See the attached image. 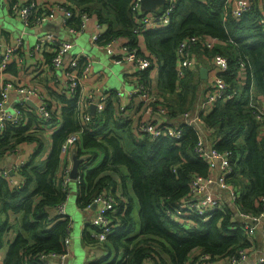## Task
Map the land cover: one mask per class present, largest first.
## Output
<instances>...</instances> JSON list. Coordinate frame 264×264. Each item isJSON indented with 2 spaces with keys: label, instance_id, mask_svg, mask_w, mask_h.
I'll list each match as a JSON object with an SVG mask.
<instances>
[{
  "label": "trees",
  "instance_id": "obj_1",
  "mask_svg": "<svg viewBox=\"0 0 264 264\" xmlns=\"http://www.w3.org/2000/svg\"><path fill=\"white\" fill-rule=\"evenodd\" d=\"M65 2L90 14L93 5H100V9L93 11L100 22L108 24L100 38L101 45L110 39L122 38L126 39L130 49L136 47L143 52L139 44L142 34L152 63L142 71L141 80L150 86L152 65L159 64L158 81L163 93L175 92L179 83L180 94L197 98L201 78L186 73L179 79L177 48L190 36L215 42L212 48L197 44L194 50L209 58L216 54L225 56L229 66L221 75L229 85V91L239 90V93L232 98L216 100L207 111L200 112L201 125L210 131L211 144L228 153L232 171L227 175V181L236 190L234 204L237 209L253 216L264 214V120L256 117L257 107L264 104L252 105L251 102L256 98L264 100V28L257 9L252 7L242 16L234 17L232 10L224 9L222 0H175L170 23L146 28L135 21L142 13L132 9L134 0ZM169 6L170 2H166L159 11ZM104 10L115 16L117 27L111 19L104 18ZM240 62L246 64L245 69H241ZM241 72L245 74L243 84ZM59 97L67 103L62 114L63 125L54 132L51 152L45 159L46 147L41 137L44 127L37 122L33 111L28 112L25 125L18 128L7 125L0 137V152L22 142L36 143L30 160L20 166L23 181L20 186L11 187L8 179L0 176V249L6 243L7 232L15 231L14 239L7 243L4 264H48L41 254L62 252L64 239L72 228L68 215L50 218L48 212L50 207L66 200L70 193L69 184L63 188L58 182L60 148L66 137L81 127L76 101ZM157 102L160 100H154L153 108ZM192 109L180 112L179 127L183 130L180 139L152 138L143 134L142 139L134 138L130 151L125 150L121 136L106 131L105 109L85 125L74 152L78 157H84L79 168L81 180L77 181L80 206L88 205L97 192L109 189L117 199L115 211L109 213L113 228L107 240L98 243L94 235L83 233L85 243L102 244L110 251L114 249L117 256L89 264H144L147 259L153 260L154 264H193L195 256L201 252L210 255L215 264H222L233 256L253 251L256 239L252 241L246 236L244 225L227 205L224 210L216 209L207 220L193 215V224L168 215V211L175 212L189 194L193 175L207 177L212 172L208 162L194 151L199 138L196 126L183 121V114L193 112ZM57 119L54 113L48 122L55 124ZM115 120L122 129H128L121 120ZM101 154L102 161L93 166ZM114 173L122 181L126 201L115 191ZM136 204L138 217L134 215ZM11 214L16 215L19 227L12 223ZM92 228L95 233L98 231L96 225L92 224Z\"/></svg>",
  "mask_w": 264,
  "mask_h": 264
},
{
  "label": "built area",
  "instance_id": "obj_2",
  "mask_svg": "<svg viewBox=\"0 0 264 264\" xmlns=\"http://www.w3.org/2000/svg\"><path fill=\"white\" fill-rule=\"evenodd\" d=\"M222 1L224 9L227 12L232 10L234 17H240L245 11L250 9V5L247 3H240L237 7H233V3L237 0ZM167 2H170V6L164 11L152 10L143 13L141 0H134L132 9L136 13H142L135 18L136 23L140 26L144 25L146 28H157L170 23V11L174 6L175 0H167ZM10 7L11 13L20 19L24 29L35 28L50 21L60 20L62 27L75 36H79L86 31L91 15L87 11L76 10V6L73 4L60 1H56L46 7L40 5L37 0L16 1ZM40 10L41 14L39 13ZM259 22L264 28V12L261 13ZM100 26L99 24L97 27L99 28ZM98 28L91 31L90 41L93 44L100 45L105 53L113 58L116 64H124L126 73H128L126 76L130 79V89H125L126 93L131 100L139 97L144 102L145 113H152V103L156 98L150 86H147L141 80L142 71L146 70L152 63L149 54L138 51L136 47L130 49L126 43H119L120 39L118 38L110 39L101 45L99 42L101 36H103V31L98 32ZM197 44L212 48L215 42L205 37L190 36L179 43L177 48V73L179 79L183 78L188 70L196 66L194 48ZM73 47L74 43L72 41L62 39L51 31L38 35L33 46L25 45L23 35L15 37L13 41L0 37V73L4 72L12 63H16L23 68L29 56H34L37 52L46 51L48 48L52 50L51 62L43 63V67L46 71L49 69L53 71L54 80L58 84L59 95L71 100L74 99L76 101L75 109L81 113L82 119L85 121V123H82V127L70 133L61 144V167L58 174V182L62 183L63 188H66L71 180H81L80 176L76 179L70 177L72 167L67 158L75 152L77 142L84 131L85 125L89 124L95 115L104 111V103L109 100L108 93L103 92L99 87H91L84 93L83 80L89 76L93 68V61L85 54H73L69 58L68 54L72 53ZM210 63L213 69V77L210 79L206 89V102L212 105L216 100L237 96L239 90L229 91V85L221 75L229 66L228 59L221 54H216L210 58ZM35 65L40 67V62ZM240 67L245 69L246 64L240 62ZM13 91L17 92L20 98L10 108L9 98ZM122 94L124 93L121 90L116 91L117 97ZM30 102H33V104ZM251 102L252 105H257L253 103V100ZM63 103L66 106L67 103ZM93 104L96 106L94 115L90 112ZM120 109H125V106H121ZM31 111L35 113L37 122L40 125L46 128H54V124L48 122L53 118L54 109L49 106L39 86L37 84L19 83L13 79H5L0 85V137L7 125L15 128L25 125L28 121V112ZM256 117L259 120H264V106L257 107ZM201 120L199 110L183 114V121L188 125L198 126ZM137 129L138 133L147 134L152 138L167 136L180 139L183 136V130L179 125L157 126L149 120L141 121ZM198 136L194 151L199 158L208 162L212 167V172L207 177L199 174L193 175L189 183V194L179 203L175 212L168 211L169 216L179 218L186 224H193L194 219L192 216L195 214L201 216L204 220L209 219L216 209H225V200L230 199L234 203L237 198L236 190L227 181V175L232 171L228 153L218 150L202 134H198ZM19 167L14 166L11 170H1L0 176L11 177L14 182L15 179L11 174L19 171ZM221 191H225L227 195H222ZM68 198L69 194L66 200L56 206L59 216L67 215L66 205ZM116 205V196L109 189L97 192L90 203L85 206V209L88 210L95 208L93 223L98 227V231L94 233V236L98 243L105 242L112 232L113 225L112 220L109 219V213L115 211ZM237 217L245 227L246 236L254 241L257 238L259 224L264 223V214L253 216L238 210ZM71 239L70 230L64 239L62 252L43 253L41 258L44 261H48V264H68ZM250 254L243 252L239 257L233 256L228 260H224L222 264H246ZM144 264H154V261L147 259ZM193 264L215 263L210 255L201 252L195 256ZM255 264H264V257H257Z\"/></svg>",
  "mask_w": 264,
  "mask_h": 264
},
{
  "label": "crops",
  "instance_id": "obj_3",
  "mask_svg": "<svg viewBox=\"0 0 264 264\" xmlns=\"http://www.w3.org/2000/svg\"><path fill=\"white\" fill-rule=\"evenodd\" d=\"M16 1H26V0H0V11L10 18L17 20V16L11 13V4ZM60 1L65 2L67 0H37V2L43 7L49 6L50 4ZM240 3H247L250 5V9L252 7L256 8L259 12V15L264 12V0H237L233 3V7H237ZM163 6H159L155 10H161ZM99 4L93 5L92 13L90 15V19L88 21L86 31L79 36L71 35L68 33L61 25L60 20L50 21L49 26L46 24H42L41 26H37L35 28H27L32 33H27L22 26L21 32L20 27L16 26L15 28H10L6 24H2L0 20V37L7 40H14L15 37L22 36L25 40V45L33 46L37 40L38 35L44 34L46 31H51L55 33L58 37L62 39H66L72 41L74 43V47L72 49V53L68 54V57H72L73 54H85L90 57L93 61V68L90 71V74L87 78L83 80V90L86 93L91 87H99L103 92L108 93L109 100L104 103L105 112L103 113V119L108 126L106 131L111 132L112 134H116L122 137L124 148L126 151H130L133 147L134 138L142 139L144 137L142 134L138 133V124L141 121L149 120L152 121L157 126L162 125H179L181 122V114L183 109L194 108L193 112L199 110V113L202 111H207L211 105L206 102V88L210 83V79L213 77V69L210 63V58L206 57L202 52H198L194 50V61L196 66L193 69L187 71L188 73H193L194 77L200 76V87L198 91L197 98H189L185 97V94H180L181 86L178 83V88L173 93H163V91L159 87V64L154 63L150 70L151 77V91L156 98V100H160L157 102L153 108V112L150 114L145 113L144 102L136 97L131 100L129 95L126 93L125 89H130V79L126 76V69L124 64H116L112 57L107 56L104 49L100 45L93 44L90 41L91 31L97 29L98 25L101 26L98 28V32L103 33L108 29V24L106 22H100L98 19V15L93 11L94 9H100ZM104 18L111 19L113 26L117 27V22L115 16L109 13L107 10H104ZM19 19V18H18ZM18 22V23H19ZM19 25V24H18ZM10 28V29H9ZM15 31V32H14ZM89 33V37L86 35ZM119 43H126V39L120 38ZM139 44L143 52L146 54H151L149 49L146 46V42L144 36L141 34L139 36ZM52 50L48 48L46 51L37 52L34 56H29L27 58V63L23 68L16 64H10L7 69L0 73V85L3 83L5 79H13L18 81L19 83L24 84H37L43 94L44 98L47 99L49 106L54 109V113L56 115L57 122L54 124V128L52 127H44L41 132V137L45 143V154L44 159L51 152L52 146V137L54 132L62 127L63 125V110L66 106H64V101L59 97L58 93V84L54 80V74L52 70H45L43 67V63H50L52 58ZM40 62V67L35 64ZM113 66H119V69H113ZM178 65V62H177ZM207 68L208 77L204 78L201 74V69ZM130 73V72H129ZM247 76V75H246ZM114 77V78H111ZM241 84L245 83V74L241 72ZM118 79L119 86H116L115 80ZM121 90L124 94L120 97L116 96V91ZM19 95L17 92L13 91L10 94L9 105L11 106L19 100ZM186 101V102H185ZM256 104H264V100L261 98H256L253 101ZM121 106H125V109H120ZM90 112L93 114L92 109ZM78 118V125L82 127V123L85 121L82 119L81 113L76 111ZM121 120V122L126 124V128L122 129L117 123V119ZM202 121V120H201ZM124 124V126H125ZM202 122H199V125L196 126L198 130V134H202L209 143H212V135L210 131L206 130L202 125ZM129 134H132L130 137ZM101 137V136H100ZM36 143L35 142H22L17 144L16 147L6 150L4 152H0V171L4 169L11 170L14 166H22L28 162L35 151ZM74 154V153H73ZM73 154L67 158L69 164L73 165ZM84 158V157H81ZM102 156H100L97 160L98 163L102 161ZM96 160V161H97ZM95 163L93 166L97 165ZM20 168V167H19ZM121 171H125V168H121ZM80 172V169H79ZM15 181L11 180V177L7 178L9 181V185L11 187H15L18 183L21 184L22 176L19 171L11 174ZM3 177V176H2ZM113 178L116 180L115 191L118 195L126 201V198L123 196V186L120 177L113 174ZM18 184V185H19ZM70 185V183H69ZM69 196L70 200H68L66 205V214L72 220V228L74 221L72 216L76 217L77 224L74 227V230L71 228V242L69 245V257L68 264H89V262H99L105 257L110 256V260L117 256V252L113 249H110L102 246L98 248L97 245H91L90 243H85L83 239V233L86 231L91 235H94V229L92 228V224L95 218V208L88 210L85 207L82 208L78 201V187L79 184L76 181L75 184L70 186ZM222 195H227L225 191L220 192ZM225 205L233 209L234 214L237 216L238 209L237 206L229 199L225 200ZM50 218H56L58 216V212L56 207H50L48 209ZM134 215L138 217V204H136V209L134 211ZM10 219L13 224H16L19 227V223L17 222L16 215L11 214ZM257 238L255 241V247L250 254L249 259L246 261V264H255L257 257H264V223L259 224L257 229ZM15 237L14 229H11L6 234V243L4 247L0 249V264H4V259L8 251L7 243L12 241Z\"/></svg>",
  "mask_w": 264,
  "mask_h": 264
},
{
  "label": "water",
  "instance_id": "obj_4",
  "mask_svg": "<svg viewBox=\"0 0 264 264\" xmlns=\"http://www.w3.org/2000/svg\"><path fill=\"white\" fill-rule=\"evenodd\" d=\"M167 0H141V7L144 11H149V10H155L159 6L165 5ZM47 24V23H46ZM201 74L202 77L207 78L208 77V70L207 68H202L201 69ZM33 104V102H30ZM95 108L96 106L93 104L91 106L93 115L95 114ZM73 165L70 171V177L72 179H76L79 176V168L80 164L83 162L84 158H80L76 155V153L73 154Z\"/></svg>",
  "mask_w": 264,
  "mask_h": 264
},
{
  "label": "rangeland",
  "instance_id": "obj_5",
  "mask_svg": "<svg viewBox=\"0 0 264 264\" xmlns=\"http://www.w3.org/2000/svg\"><path fill=\"white\" fill-rule=\"evenodd\" d=\"M0 20H1V23L3 24H6L8 27H10L11 29L12 28H15L16 26H19L20 27V19H18L17 18V20L18 21H15L14 19H12V18H10L9 16H7L6 14H5V12L3 13L2 11H0ZM20 21V22H19ZM19 22V23H18ZM19 24V25H18ZM44 24H46V23H44ZM21 25H22V22H21ZM47 26H49L50 25V23H47L46 24ZM23 26V25H22ZM22 26L20 27V32H21V29H22ZM9 28V29H10ZM27 33H32L29 29H27V30H25ZM15 32V31H14ZM88 37H89V33H87L86 34ZM108 56V55H107ZM112 68L113 69H119V66H113L112 65ZM111 78H114V77H111ZM115 80V79H114ZM115 82L117 83L116 84V86H119V81H118V79H116L115 80ZM128 86H130V84H128ZM100 156H102L103 157V155L101 154ZM98 162H99V160H97L96 161V164H98ZM76 183V180H71L70 181V186L72 185V184H75ZM71 188V187H70ZM70 197H71V195L69 196V198H68V200H70ZM68 200H67V202H68ZM72 219H73V221H74V224H73V228H72V230H74V227L77 225L78 226V224H77V219H76V217H74V216H72ZM98 246V248H101L103 245L102 244H98L97 245Z\"/></svg>",
  "mask_w": 264,
  "mask_h": 264
}]
</instances>
